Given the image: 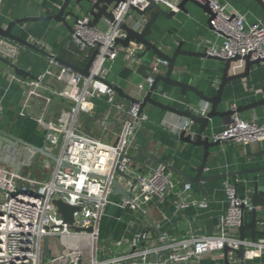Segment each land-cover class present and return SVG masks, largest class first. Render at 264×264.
<instances>
[{
  "label": "built area",
  "instance_id": "obj_1",
  "mask_svg": "<svg viewBox=\"0 0 264 264\" xmlns=\"http://www.w3.org/2000/svg\"><path fill=\"white\" fill-rule=\"evenodd\" d=\"M97 1L90 0L92 4ZM154 1L170 10H178L177 2L173 0ZM197 1L208 4L212 12V15L209 14V26L222 37L221 43L206 48L210 54L224 58L251 54L253 59L264 58V21L249 22L244 14L231 10L220 0ZM3 2L0 0V6ZM147 4V0L113 1L108 11L114 14V20L102 16L97 25L91 26V15L82 13L75 21L73 41L86 57L90 58L94 49L98 50V54L88 77L64 66L77 74L78 80L74 83V93H61L68 102V113L49 122L46 127V141L58 157L53 163L50 177L38 179L17 175L14 171L0 175V264H183L189 260H200L206 254L225 257L226 246L231 247L228 257L234 261L238 258L234 250L241 244L248 248L247 256L251 258L264 254V241H242L239 238L242 206L251 210V199L240 197L228 181L225 182L228 207L220 216L214 233L190 234L178 239H170L163 233L154 242L147 229L141 228L131 236L127 235L131 221L126 223L121 238L114 242V253L97 245L107 206L138 211L146 217L149 204L164 201L170 192L176 190L178 182L182 185V189L176 191L175 204L178 208L208 205L205 200L190 197L188 191L191 184L183 185V181H177L174 172L166 165L152 162L146 164L145 170H140L131 158L134 156L131 150L135 146L136 132L147 120L145 112L139 111L140 104L156 76L163 74L162 69L167 68L168 61L155 55L148 76L137 86L134 96L138 100L136 103L122 102L112 86L114 83L107 79L106 60H115L123 51L132 57L137 55V49L117 43L118 38L127 37V32L119 25L126 22L133 29L141 31L148 16L138 13L133 7L144 9ZM102 20L106 22V28L100 26ZM38 45L46 47L50 67L60 65L56 59L58 55L51 48L41 41H38ZM19 50V44L0 37L2 56L12 60ZM50 72L47 70L32 78L12 73V81L35 91L45 86L46 76ZM99 94L107 95L113 109L129 116V121L113 143L94 137L78 126L79 116L93 112L94 99ZM237 106L234 103L231 108L236 110ZM209 110L210 104L205 102L199 107H192L190 111L206 116ZM191 125L192 122L187 119L182 129L195 135ZM211 138L221 143L264 142V122L256 118L245 119L235 111L227 118L224 127L213 133ZM114 178L128 192V196L113 194ZM54 199L78 206L80 209L74 213V225L85 229L75 230L64 221ZM89 227H92L91 231L87 230ZM45 237L50 240L60 237L67 245L54 257L49 255L52 249L49 256H44ZM46 257L49 259L45 260Z\"/></svg>",
  "mask_w": 264,
  "mask_h": 264
},
{
  "label": "crops",
  "instance_id": "obj_2",
  "mask_svg": "<svg viewBox=\"0 0 264 264\" xmlns=\"http://www.w3.org/2000/svg\"><path fill=\"white\" fill-rule=\"evenodd\" d=\"M173 1L178 3L180 0ZM220 1L227 4L231 10L244 14L249 22L264 21V8L256 0ZM56 3L61 2L60 0H4L0 6V24L6 26L10 20L16 18L49 14L50 9L57 11ZM162 6L170 10L167 6ZM186 8L187 12L177 10L173 18L161 15L153 25L150 38L164 51L173 50L180 41H183L184 50L188 51H204L210 45L221 43L222 37L209 26V13L192 2H189ZM70 22L73 28L75 22L73 19ZM13 31L21 36L22 33H26L25 39L39 49L13 41L20 45V50L11 61L24 72H19L18 75L32 78L47 70L51 72L46 76L45 86L34 91L32 88L12 81V73L16 71L0 59V128L35 146L45 147L54 154L55 150L46 141V127L49 122L68 113V102L61 93L71 94L76 91L74 83L78 80V75L61 65L50 67L49 53L46 47L42 48L38 45V41L45 43L58 56L77 65L86 55L73 41L72 29L54 19L16 25ZM131 49H137L136 56H129L123 51L115 60H106L104 64L108 69L107 79L121 87L126 94L134 97L138 84L148 76L150 64L155 55L148 52L141 57L144 47L134 43ZM222 68L223 63L218 60L181 55L173 78L189 82L205 91L206 94L214 95L220 82ZM243 68L241 64L235 68V71H242ZM124 70L129 71L127 76L122 75ZM166 71L167 68L162 69L163 74ZM154 96L164 103L187 110L205 103L193 92L189 91L188 95H183L180 87L164 82H160ZM262 97H264V63L253 65L247 78L228 84L220 109L231 108L234 103L238 106L247 104ZM118 98L125 104L131 103L129 99L119 94ZM94 102L95 107L92 113L79 116V128L97 138L116 142L125 123L129 121V116L113 109L105 94H99ZM144 112L147 120L136 132L132 154L136 156L140 151H148L168 161L175 168L195 174L203 160L204 150L202 146H195L180 139V132L187 118L162 110L153 104H148ZM240 115L245 119L256 118L264 122V106L246 110ZM228 117L212 118L207 134L211 136L220 131ZM191 128L197 131L199 125H191ZM261 151H264V142L221 143L211 148L205 173L221 174L258 166L264 163V155L252 158L251 156ZM46 161L51 165L42 166V163ZM152 162L159 163L150 158L141 157L136 164L140 170H145L146 164ZM53 163L54 160L42 153L32 151L23 144L0 134V175L14 171L17 175L46 179L50 177ZM174 174L177 181H183L182 176L176 172ZM255 180H259L260 185L264 187L263 173L248 174L239 178L237 194L251 199ZM226 181L233 185L229 177L205 182L206 194L201 192L197 184H192L191 190L188 191L189 196L197 200H205L208 205L207 207L190 205L184 208H178L175 204L176 191L182 189V185L178 182L176 190L170 192L164 201H153L149 204L148 215L160 231L170 239H178L190 234L214 233L220 216L228 207ZM260 193L264 194V191L261 190ZM258 216L262 219L258 228L264 231V207L259 208ZM251 219L252 212L246 209L245 223H249ZM128 222L131 223L127 235L131 236L133 232L142 228L150 232L154 242L158 241L159 232L147 225L146 217L142 213L110 205L106 208L101 225V234L103 232L106 239L112 240L110 252L116 251L114 242L121 238ZM246 234L250 237V231ZM257 239L264 241V235H258ZM183 264H226V262L225 257L206 254L200 260H189ZM230 264H240V259L230 260ZM246 264H264V254L255 258L247 256Z\"/></svg>",
  "mask_w": 264,
  "mask_h": 264
},
{
  "label": "water",
  "instance_id": "obj_3",
  "mask_svg": "<svg viewBox=\"0 0 264 264\" xmlns=\"http://www.w3.org/2000/svg\"><path fill=\"white\" fill-rule=\"evenodd\" d=\"M113 1L119 3L123 0H98L94 4H92L90 0H60L61 3L55 4V8L58 9L57 11L54 9H50L49 14L16 18L10 20L6 26H2L0 24V37L39 50L35 45L30 43L27 39L23 38L21 35L17 33H14L13 31L14 27L16 25L27 24L31 21L54 19L59 22H62L63 24H65L66 26L72 29V24L70 20L73 19L75 22L84 12L89 13L91 15L92 21L90 22V25L95 26L98 24L102 16H106L110 20L115 19L114 14L111 11H108V7ZM147 1L148 4L144 9L133 7L138 13L148 16V20L144 28L141 31H137L132 27H130L129 24H127L126 22H122L120 23L119 26L121 29H124L127 32V37L117 39V43H120L125 47H131L132 43L136 45H142L144 47V50L141 54V57L146 55V53L148 52H152L154 55H157L168 61L167 71L164 74H159L156 76L155 81L147 90L143 102L140 104L139 111L140 113H143L145 107L148 104H153L154 106H157L162 110L169 111L189 119L192 122V125H199L197 131L191 128L195 132V135L188 132L186 129H182L180 132V139L185 142H189L195 146H202L204 150V154H203V160L195 174L175 168L174 166L169 164L168 161L162 160L148 151H140L136 156H131V158L135 163H137L141 157H147L152 160L158 161L159 163L166 165L172 171L182 176L183 185L197 184L201 192L204 194H206V189L204 188L205 182L217 180V179H225L228 177L232 179L233 186L237 191L239 186V178L252 173L264 174V163L243 170H234L221 174H210V175L206 174L205 172L207 168L208 159L211 155V148H214L221 144V141L213 140L211 136L207 134V130L211 119L214 117L224 118L234 114L235 111L237 113H241L246 110H253L264 106V97H262L247 104L239 105L237 106L236 110H233L232 108H227L224 110L220 109V105L223 102L224 93L228 84L235 80L247 78L251 73L252 66L256 64L264 63V58L253 59L251 54H246L244 56L236 55L231 58H224L222 56L210 54L207 51V49H205L204 51H188V50H184L183 41H180L177 47L174 48L173 50L164 51L150 38L153 33V25L161 15L167 18H173L176 16L177 11L166 10L161 4L157 3L154 0H147ZM256 1H258V3L264 8V0H256ZM189 2H192L197 6L202 7L205 11H207L209 14L212 15V12L208 4H203L197 0H180L177 3L178 11L180 10L182 12H187L188 10L186 8V5ZM97 54H98V50L94 49L88 62L84 67H80L77 64H74L71 61L61 56H57L56 59L58 60L60 65L67 67L68 69L80 74L81 76L88 77L90 76L91 67L94 63ZM181 55L200 56V57L218 60L223 63L222 74L220 76V82L218 84L216 94L214 95L206 94L205 91L198 89L195 85L189 82L182 81L181 79L178 78H173V75L177 72L176 67L178 63V58ZM0 59L6 62L7 64H9L10 66H12L16 71V74H18L19 72L24 73L23 70L20 69L10 59L2 55H0ZM238 64H242L244 68L242 71L236 72L235 68L239 66ZM160 82H164L166 84L180 87L183 95H188L189 91H191L194 94H196L202 102H208L210 104V110L208 111L207 115L206 116L195 115L190 110L175 107L171 104L164 103L161 100L155 98L154 92L159 89ZM112 86L115 88L119 96L129 99L131 103L138 102L136 98L132 97L129 94H126L124 90L118 85L112 84ZM0 134L23 144L24 146L30 148L32 151H37L42 153L51 160L54 161L58 160V157L54 155L52 152H50L48 149H46L45 147L35 146L9 132L2 130L1 128H0ZM263 155H264V151H261L251 156V158L256 156H263ZM99 177L106 178L104 175H99ZM112 183L114 185V190H113L114 195L122 193L128 196V192H125L121 188L116 178L112 180ZM261 190L264 191V187L260 185L259 180H255L253 186V192L251 196L252 219L249 223H245L244 221V212L246 208L245 206H242L243 216H242L241 225L239 227V238L242 241L249 240L251 242H257L258 241L257 236L264 235V231L258 228L259 223L262 221V219L258 216L259 208L264 207V194L260 193ZM53 202L58 207V212L61 214L64 221L72 225V227L75 230L85 229L74 225V221H75L74 213L75 211L80 209L78 206H73L62 199H54ZM146 220L148 226L154 227L159 232L160 235L163 234L158 228L157 224L150 218V216L146 215ZM87 230L91 231L92 227L87 228ZM247 231H250V237L247 236L246 234ZM230 250L232 249L229 246H226L224 249L226 264H230V260L228 257V253ZM49 251H50V238L45 237L44 256H48ZM234 252L237 255V257L240 259V264H246L248 248L244 244H241L238 249L234 250Z\"/></svg>",
  "mask_w": 264,
  "mask_h": 264
},
{
  "label": "rangeland",
  "instance_id": "obj_4",
  "mask_svg": "<svg viewBox=\"0 0 264 264\" xmlns=\"http://www.w3.org/2000/svg\"><path fill=\"white\" fill-rule=\"evenodd\" d=\"M100 26L102 27V28H106L107 27V24H106V22L105 21H101L100 22ZM239 65H241V64H239ZM91 135V134H90ZM92 136H94V135H92ZM95 137V136H94ZM43 165L42 166H44V167H48V166H50L51 164L50 163H48L47 161L46 162H43L42 163ZM66 243H65V240L64 239H62V238H58V237H55V238H52L51 240H50V250L52 249V252L50 251V256H55V255H57L60 251H62L63 250V248H64V246L66 247ZM98 246H99V248L101 249V248H103V249H107V250H109V251H111V248H112V240L111 239H106L105 238V235H104V233L102 232V234L100 233V236H99V240H98V244H97ZM70 246H72V245H70ZM69 246V247H70ZM65 249V248H64ZM48 255V256H49ZM49 259V257H46L45 258V260H48Z\"/></svg>",
  "mask_w": 264,
  "mask_h": 264
},
{
  "label": "trees",
  "instance_id": "obj_5",
  "mask_svg": "<svg viewBox=\"0 0 264 264\" xmlns=\"http://www.w3.org/2000/svg\"><path fill=\"white\" fill-rule=\"evenodd\" d=\"M22 37H23V38H27V34H26V33H22ZM88 58H89V57H85V58L81 59V60L78 62V65L81 66V67L84 66V65L86 64V61L88 60ZM128 73H129L128 70H124V71L122 72V75H123V76H127Z\"/></svg>",
  "mask_w": 264,
  "mask_h": 264
}]
</instances>
